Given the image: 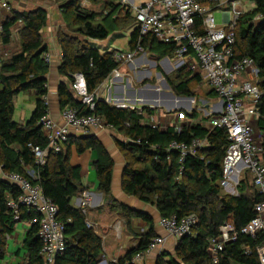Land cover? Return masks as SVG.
I'll list each match as a JSON object with an SVG mask.
<instances>
[{
	"label": "trees",
	"instance_id": "trees-1",
	"mask_svg": "<svg viewBox=\"0 0 264 264\" xmlns=\"http://www.w3.org/2000/svg\"><path fill=\"white\" fill-rule=\"evenodd\" d=\"M56 1L60 2L65 23V28L59 30L57 35L62 53L58 72L66 77V82L60 83L58 87L61 108L69 106L79 114L101 115L106 124L129 139L128 142L116 140L126 159L122 176L124 193L155 206L161 217L195 214L198 218L192 234L177 241L174 257L169 259V264H259L255 248L264 241L261 233L255 237L240 234L235 241L226 245L217 262H213L207 252L209 240L217 236L225 224H231L239 231L254 218V206L262 200L261 194L251 183L250 187L243 184L246 178L250 179L247 172L242 175L244 177L239 182L237 195L222 191L219 180L222 176L223 157L229 144L225 130L205 126L202 122H208L210 115L201 116L200 121L184 125L179 133L171 127L159 130L145 123L144 117L137 110L116 108L98 99L95 94L99 86L112 70L121 69V66L114 62L113 52L100 53L85 39L103 40L116 28L127 30L134 23L133 18L129 10L114 0H105L101 13L81 7L74 0ZM246 1L253 7L245 11L237 21L233 51L234 58L250 57L257 67L258 87L262 91L257 128L263 136L264 144V0ZM66 12L71 14L70 17H65ZM46 20V11L39 7L24 12L12 10V16L0 22L1 46L10 44L12 29L21 22L16 28L19 49L15 53H8L0 65V166L3 173L27 175V171H34L36 178L29 177L30 181L38 185L42 193L58 207L57 219L64 226L66 248L57 257V264H95L102 254L101 240L86 227V215L71 204V198L84 190L79 168L70 165L69 154L64 151L50 152L46 162L37 165L30 149V145L41 148L47 146V139L39 124L47 108L44 102L47 95L48 62L44 59L47 45L41 33ZM136 40L137 31H133L130 34V49L134 48ZM142 44L159 59L173 57V44L158 43L151 39H146ZM76 73L84 76L86 90L94 97L93 110L74 98L69 90ZM190 75L189 71L180 67L175 70L173 78L166 77L175 95L193 96L189 84L198 79L199 75ZM30 89L36 95L35 109L25 124L20 125L13 120L14 97ZM210 92L215 96L212 90ZM143 111L152 113L150 108H143ZM195 111L185 115L193 119L198 113ZM196 138L205 139L207 146L194 156L188 155L182 163H179L177 152H167V146L173 140L188 143ZM80 141L84 144H76L79 151L98 147V142L92 136L80 138ZM67 144L68 141L64 146ZM101 153L104 154L102 150ZM168 156L170 161L167 160ZM112 165L108 156L100 157L94 163L98 188L107 200H112ZM5 192L14 197L18 189L8 181H0V261L6 256L7 236L11 235L17 222L29 221L33 217L32 212L23 208L19 219H14L6 205ZM119 207L128 218L139 217L146 221L148 230L141 236L137 247L108 264H133V257L147 249L156 233L148 215L121 205ZM39 248L38 226L33 224L23 240L26 257L22 264H43ZM162 263L160 258L157 264Z\"/></svg>",
	"mask_w": 264,
	"mask_h": 264
},
{
	"label": "built area",
	"instance_id": "built-area-1",
	"mask_svg": "<svg viewBox=\"0 0 264 264\" xmlns=\"http://www.w3.org/2000/svg\"><path fill=\"white\" fill-rule=\"evenodd\" d=\"M74 1L87 9L92 6L91 0ZM118 4L125 10H129L134 21L132 30L137 31V40L133 49L113 51L114 62L119 66L129 65L140 56H145L147 48L142 43L146 39L173 44L175 47L173 57L166 59L172 60L174 68L184 67L193 75L204 74L203 79L221 103L220 111L209 114L208 120V127L224 129L229 141L222 161L219 185L228 190L229 194L237 195L240 178L244 172H247L251 185L262 196V200L254 206V218L239 231L233 225L225 224L219 234L209 240L207 252L211 260L217 262L226 245L235 241L240 234L255 237L261 233L264 236V144L262 134L259 139L256 138L252 127L253 122L259 117L258 106L262 91L258 87V70L254 60L247 56L240 59L234 58L233 51L237 21L247 7L241 0H119ZM216 11L222 14L221 24L215 22L214 12ZM11 16L12 9L8 0H0V22ZM8 55L6 50H0V65ZM44 59L49 62V54L46 53ZM243 74L248 76L247 80L240 79ZM123 78L127 80L126 82L129 81L128 75L121 72L119 68L112 70L99 86L95 96L98 99L101 96L106 103L116 108L137 110L138 114L144 117L143 108L149 107L137 109L135 103L122 104L124 100L119 101L114 97V90L123 82ZM124 84L120 85L123 93L125 92ZM104 85H106V91L101 94L100 90ZM71 87L76 97L93 110L94 97L88 94L85 79L81 73L73 75ZM44 102L47 108L39 124L47 139V146L41 148L38 145H30L37 165H43L50 152L63 151L71 129L80 130L84 134H89L101 127L114 129L106 124L101 115L79 114L76 109L69 106L61 110L62 124L60 125L49 115L46 96ZM149 124L159 130L171 127L174 132L179 133L184 126V115L176 113L175 122L166 128H163L164 123L154 122L152 119ZM136 143L139 144V141ZM206 146L205 139L196 138L188 143L173 140L168 144L167 152H177L179 163H182L188 155L194 156ZM167 160L170 161V156ZM4 176L18 189L16 196L13 197L8 193L5 197L6 205L14 219H19L23 208L33 213L28 223L38 226L39 256L43 264H57V257L63 254L66 248L64 226L57 219L58 207L42 193L38 185L30 181L29 177L36 178L34 171H27V175L10 172L4 173ZM89 205L90 195L84 191L78 208L86 215ZM197 223L198 218L195 214L182 217L177 215L160 217L158 226L165 234L152 238L147 249L137 253L132 261L141 259L153 250L161 249L168 238H172L177 243L182 237L191 235ZM85 225L96 234L95 226L87 219ZM255 252L259 264H264V241L256 246ZM246 253L249 251L246 250Z\"/></svg>",
	"mask_w": 264,
	"mask_h": 264
},
{
	"label": "crops",
	"instance_id": "crops-1",
	"mask_svg": "<svg viewBox=\"0 0 264 264\" xmlns=\"http://www.w3.org/2000/svg\"><path fill=\"white\" fill-rule=\"evenodd\" d=\"M18 1L20 5V7L17 8L18 11L19 9H22V12L29 11L39 7L46 11V25L41 31L44 43L47 45V54L50 56V61L48 62V72L46 74V97L48 101L49 115L56 123L61 125L62 108L59 101L58 87L60 83L66 82V77L60 75L58 72L59 65L62 61V53L60 45L57 41V35L59 30L65 28V23L60 11V2H57L56 0ZM8 2L11 6V9L16 10V7L12 5V0H8ZM104 2L105 0L100 1L98 6L103 5ZM247 3L246 11L253 7L251 3ZM92 6L89 10H92ZM93 11L95 10L93 9ZM20 23L21 22H18L13 29H16ZM132 28L133 24L127 30L116 29L112 32V34H109L103 40L90 38L85 40L88 42V44H90L91 47L97 49L100 53L127 51L130 49L129 42L130 34L133 31ZM9 45L5 47H8ZM18 49L19 47L15 48L14 51L17 52ZM150 55L154 58L156 57L147 49V56ZM165 58L167 57L161 58L160 62L162 63L164 61H168ZM141 63H143V66L146 64V67L143 68H147L148 58L145 56H140L133 64H129L128 68L139 70V64ZM139 73L141 74V78L142 75L145 77L148 75L146 70ZM240 79L247 80L248 76L243 74ZM126 81L127 80H125L124 84L125 94L121 91L119 84L114 90L115 94H113L117 100H124L122 101L123 103L121 102L122 104L135 103L139 105H149L151 107L162 106L165 109H190L194 104V99H191L190 101H179L169 95L164 94L165 92L163 93L164 95H162V91H158L157 97L155 98L152 96V93H150L149 90H147V93L144 92V89L138 91L132 90L130 85L131 82ZM117 82L119 83L120 80L118 79ZM71 84L69 85V90L71 91L73 97L78 99L72 90ZM106 85L101 88V94L105 93ZM122 97L124 99H122ZM100 98L102 97L100 96ZM35 101L36 95L32 89L17 94L14 97L13 120L20 125H24L35 109ZM203 104L202 110H197L202 114L201 116L215 114L216 112L220 111L221 103L214 95L209 100H204ZM143 113L145 117L143 121L145 123H149L150 119H152L154 122H159L161 124L164 123L163 128H166L175 122L176 113L182 112L180 109L174 110V112H168L167 110H152L151 114L147 113L146 111H143ZM185 113H187L186 110L182 114L185 115ZM202 123L205 126H208V122ZM184 125H187L185 121ZM254 125L257 127V121L253 122L252 127H254ZM257 131L260 134V131ZM87 136H92L98 142V147L95 149L89 147L79 151L76 144L80 142L83 145L84 143L83 141H80V138H85ZM68 138V144L66 147L64 146L63 151L68 152L70 165L79 168L80 180L84 187L82 192L86 191L90 195V205L86 210V219L95 226L96 235L100 238L102 244V254L96 263L108 264L109 262L116 261L127 251L137 247L141 236L148 230V224L146 221L139 217L128 218L120 209V205L136 212L148 215L153 222L156 235L163 236L165 232L158 226V221L161 216L159 215L156 207L146 204L133 196L127 195L122 189V176L126 159L116 144V140L128 142L129 139L118 133L116 130L106 127L96 129L89 134H84L80 130L71 129ZM101 150L104 152V154L101 153ZM107 156L111 159L113 164L110 186L112 200H107L104 193L98 188V178L94 167V163L98 158H105ZM0 181H8L4 176L1 166ZM82 192L71 198V204L76 208H78L80 205ZM7 194L8 193L5 192V197ZM29 228L30 225L28 221L25 220L17 222L11 235L7 236V252L5 258L0 261V264H22L24 262L26 253L23 249V240ZM175 245L176 241L172 238H168L161 249L153 250L144 255L141 259L132 261V263L157 264L158 260L162 258V264H169V259L174 257Z\"/></svg>",
	"mask_w": 264,
	"mask_h": 264
},
{
	"label": "rangeland",
	"instance_id": "rangeland-1",
	"mask_svg": "<svg viewBox=\"0 0 264 264\" xmlns=\"http://www.w3.org/2000/svg\"><path fill=\"white\" fill-rule=\"evenodd\" d=\"M29 1H34V0H29ZM100 1H102V0H91V3L93 5L92 6V10L94 9L95 12H100L101 13L103 11V5H99L98 6V3ZM115 1L118 2L119 0H115ZM225 1H228V0H225ZM241 1L244 2L245 5L247 6L248 3L245 0H241ZM12 5L14 7H16L15 11L22 12V9H19V11L17 10V8L20 7L18 0L17 1L16 0H12ZM70 15L71 14L69 12L65 13V17L66 18L70 17ZM214 16H215L216 24H221L222 23V14H221V12L220 11L214 12ZM116 29H119V28H116ZM110 34H112V32ZM19 44L20 43H19V39H18V31H17V29H12V36H11L10 45L8 47L0 45V50H6L10 54H12L13 52H15L14 49L19 47ZM145 57L148 58L147 68H143V67H146V64H145V66L142 65L143 63L139 64V67H140L139 70L129 69L128 65H122L120 67L121 68L120 69L121 72H124L125 74L128 75L129 81L131 82L130 83L131 89L138 91L140 88L144 87L145 85H148V90L161 89L162 92H168V91L173 92V90L171 89V87L169 86V84L166 81V77H172L173 78L175 70L178 69V68H174L173 66H171L172 65V60L169 59V62L168 61H164V62L161 63L160 62L161 59H159V58H156V57L154 58L151 55L147 56V54L145 55ZM169 64H171V65H169ZM145 70L147 71L148 75L146 77L144 75H142V78H141L140 77L141 74L139 72H141V71L144 72ZM185 70H187V69L185 68ZM191 75H193V74H191ZM197 75H199V74H194V76H197ZM203 78H205L204 74L199 75L198 79H196L195 81H193V82H191L189 84V88H190L191 92L193 93L192 98L194 99V104H193L192 108H190V109H184V108L181 109L182 113L185 112V110L189 114H191L194 110H196V111L197 110H202V106L204 105L203 101L204 100H209L210 98H212L213 94L210 92L211 89H210V87L208 86V84L205 82V80ZM163 80H165L166 85L163 82ZM124 82H125V78H123V82L121 84H119V85H123ZM135 105H136L137 109H141L142 108V105H139V104H135ZM151 110L164 111V110H167V109H165L162 106H158L156 108H152ZM201 115L202 114L200 112H198L197 116L195 118H193V119L188 117V116H186V115H184V121L187 124L188 123L198 122V121L201 120ZM257 130H258L257 127L254 125L253 134L255 135L256 138L259 139L260 134L258 133ZM243 177L244 176H242L240 178V180H242ZM243 184H246L247 187H250V179L246 178L244 180ZM222 191L225 192V193L229 192L228 190H226L224 188H222Z\"/></svg>",
	"mask_w": 264,
	"mask_h": 264
},
{
	"label": "water",
	"instance_id": "water-1",
	"mask_svg": "<svg viewBox=\"0 0 264 264\" xmlns=\"http://www.w3.org/2000/svg\"><path fill=\"white\" fill-rule=\"evenodd\" d=\"M166 59V58H165ZM163 82L165 83V85H166V82H165V80H163ZM142 89H144V92H148L147 90H148V85H145L144 87H142V88H140L139 90H142ZM151 89V88H150ZM146 90V91H145ZM150 91V93H152V96H154L155 98L157 97V94H158V89H151V90H149ZM152 91V92H151ZM132 92H135V91H132ZM164 92H162V95H164V94H166V95H169V96H171L172 98H175V99H177V100H179V101H190L191 99H193L192 97H185V96H177V95H175L173 92H171V91H168V92H165L164 94H163ZM151 96V95H150ZM100 100H103V101H105L103 98H100ZM135 100V99H134ZM133 100V101H134ZM142 107H149V108H156V107H158V106H153V107H151V106H149V105H142ZM180 109H182V108H175V109H167V111L168 112H172V111H174V110H180Z\"/></svg>",
	"mask_w": 264,
	"mask_h": 264
}]
</instances>
